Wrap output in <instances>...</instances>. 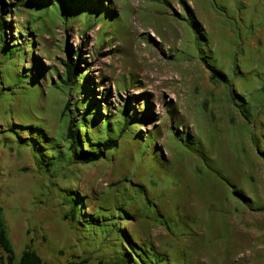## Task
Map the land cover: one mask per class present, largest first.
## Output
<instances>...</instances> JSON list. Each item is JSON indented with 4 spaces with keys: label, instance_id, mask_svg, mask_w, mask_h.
<instances>
[{
    "label": "rangeland",
    "instance_id": "374dc122",
    "mask_svg": "<svg viewBox=\"0 0 264 264\" xmlns=\"http://www.w3.org/2000/svg\"><path fill=\"white\" fill-rule=\"evenodd\" d=\"M15 1L2 6L0 204L16 260L30 244L50 264H113L121 228L171 264H264V0H74V19L58 0L38 19ZM77 49L84 71L67 85ZM209 64L230 82L213 81ZM87 98L114 135L125 129L118 148L39 165L54 139L66 151ZM128 107L140 121L127 128ZM99 126L94 140L106 137ZM73 192L77 221L64 217ZM98 217L107 233L90 227Z\"/></svg>",
    "mask_w": 264,
    "mask_h": 264
},
{
    "label": "trees",
    "instance_id": "16d2710c",
    "mask_svg": "<svg viewBox=\"0 0 264 264\" xmlns=\"http://www.w3.org/2000/svg\"><path fill=\"white\" fill-rule=\"evenodd\" d=\"M58 3H55L54 9L58 10L59 13L63 15L64 19H74L72 18L66 10L72 7L75 4L74 0H58ZM15 3H19V0H16ZM60 5L61 8H58L56 5ZM1 10H0V41H4L5 34H6V26L7 23L5 22L4 14L2 13V6L4 5V0H0ZM27 6L33 10L32 14H35L34 19H38L41 13H47L48 15L51 11L43 10L48 6V0H29ZM42 15V14H41ZM195 18L190 16V22L193 23ZM3 50V48H2ZM4 53V52H3ZM69 58L65 63V78L63 79L64 83L67 85H71L77 82V80L82 77V73L84 71V65L82 66L79 56L80 50L77 49L73 55L72 51H68ZM7 57V54L4 53ZM209 69L211 71V79L213 81H221L224 83H229L230 78L229 76L223 72L221 69L215 67L214 65L209 64ZM264 87V86H263ZM264 90V89H263ZM235 93V92H234ZM236 94V93H235ZM242 102L245 101L246 98L240 96V94H236ZM87 103V110L81 115V117H77V119H72L68 123L67 131L64 136V140L66 143V151L63 152L62 146H59L54 139V142H49L46 150H50L53 154L50 158L46 160V163L43 162V157L45 153L38 159V164L41 165L42 163L47 165H53L55 161L59 158L66 159L69 162H80L84 164L95 163L105 159L107 157V153L112 150H116L119 146V139L120 135H122L124 128H120L117 135L113 133V127L109 122V117L104 116L101 114L99 110V104L94 99H85ZM244 103V102H243ZM238 105L241 107V111L243 116L249 121L252 122L251 119V112L248 111V107H242V105L238 102ZM129 108V107H128ZM70 110V103H67L65 106L64 114ZM63 114V115H64ZM104 120V121H103ZM140 121V117L136 114H132V108L126 110L125 115V124L124 126L130 127L132 122ZM101 122L104 123V132L103 134L106 136L104 139L99 138L94 140L91 134L92 129H100ZM99 127V128H98ZM102 134V133H101ZM145 144V142H143ZM51 145V146H50ZM194 152H197L200 157L201 150L194 149ZM193 152V150H192ZM43 159V160H42ZM41 163V164H40ZM68 202L70 203V210L69 213L64 215L66 219H71L72 221H77V218L80 214L81 206L83 205L84 197L78 196L75 192H73ZM104 220L106 215L101 216ZM159 221V220H157ZM162 223V222H161ZM90 227L92 229L100 230L102 232L107 233L109 230V224H103L100 218L98 217L90 223ZM113 226V225H111ZM119 234V241L121 240V244L119 246L120 250L117 251L114 257L113 264H171V260L168 253H165L155 247L154 244L149 245H139L138 242L134 241L133 238L121 228L117 230ZM124 243L129 246L130 250H126L124 248ZM0 248L5 254V261L3 259L0 260V264H50L46 262L40 254L31 247L30 244L26 246L24 251L22 252L21 257L19 260L15 258L14 246L9 237V230L6 219L4 217V209L3 206L0 204ZM137 258V260L135 259ZM64 264H92L88 258L82 259H73L69 260Z\"/></svg>",
    "mask_w": 264,
    "mask_h": 264
}]
</instances>
